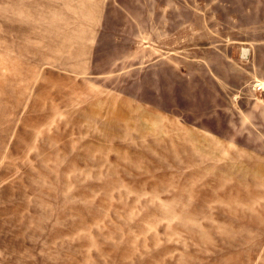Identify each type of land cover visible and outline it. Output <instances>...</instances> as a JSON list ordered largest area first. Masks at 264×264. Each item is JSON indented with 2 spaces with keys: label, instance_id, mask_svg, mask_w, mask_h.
I'll list each match as a JSON object with an SVG mask.
<instances>
[{
  "label": "rangeland",
  "instance_id": "obj_1",
  "mask_svg": "<svg viewBox=\"0 0 264 264\" xmlns=\"http://www.w3.org/2000/svg\"><path fill=\"white\" fill-rule=\"evenodd\" d=\"M0 264H264V0H0Z\"/></svg>",
  "mask_w": 264,
  "mask_h": 264
}]
</instances>
